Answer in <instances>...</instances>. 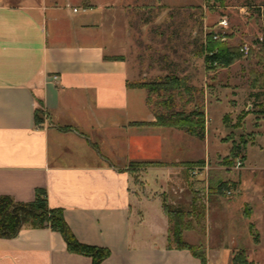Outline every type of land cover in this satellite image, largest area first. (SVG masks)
Instances as JSON below:
<instances>
[{"label": "crops", "instance_id": "1", "mask_svg": "<svg viewBox=\"0 0 264 264\" xmlns=\"http://www.w3.org/2000/svg\"><path fill=\"white\" fill-rule=\"evenodd\" d=\"M134 1L0 0V195L31 202L44 188L80 243L110 250L102 264H202L190 250L168 245L169 217L159 197L142 199L143 212L135 213L125 166L194 160L193 153L176 156L181 145L174 139L196 138L139 125L155 117L146 90L128 86ZM207 99L205 92V106ZM207 135L205 157L214 151ZM178 169L150 168L154 182L146 183L162 187ZM206 254L207 264H230L226 247H207ZM0 264L92 258L70 252L60 232L24 227L0 238Z\"/></svg>", "mask_w": 264, "mask_h": 264}, {"label": "rangeland", "instance_id": "2", "mask_svg": "<svg viewBox=\"0 0 264 264\" xmlns=\"http://www.w3.org/2000/svg\"><path fill=\"white\" fill-rule=\"evenodd\" d=\"M134 2L131 44L125 51L134 81L157 79L177 65V72L207 93V137L210 131L214 148L205 157L206 141L187 143L179 137L174 141L184 154L176 156L193 153L194 160L152 166L128 163L130 192L139 200L135 213L142 214V199L159 197L169 217V246H176L169 230L177 217L171 211H181V241L204 251L206 262L207 247H226L230 264L242 252L253 264H264V0ZM222 19L228 20V27L220 25ZM209 35L212 41L238 49V58L225 65L207 62V57L219 54L216 47L193 54L201 44L208 46ZM244 46L249 50L242 51ZM251 93L259 96L251 98ZM41 113L43 122L47 116ZM234 146L237 157L231 156ZM238 161L242 166L237 167ZM176 165L182 169L166 175V185H147L148 179L154 182L155 175H147L150 168Z\"/></svg>", "mask_w": 264, "mask_h": 264}, {"label": "trees", "instance_id": "3", "mask_svg": "<svg viewBox=\"0 0 264 264\" xmlns=\"http://www.w3.org/2000/svg\"><path fill=\"white\" fill-rule=\"evenodd\" d=\"M211 37L212 35L208 37L210 38L208 46L201 44L199 50L193 52V54L201 55L205 50L216 47L220 51L219 54L207 57V62L216 61L225 65L238 58V49L227 47L223 42L212 41ZM173 46L177 47L176 45ZM162 60L167 62L166 57H162ZM173 66H175L174 70H170L157 79L128 83L131 88L146 90V102L155 117L154 122H142L139 125L174 128L204 141L207 131L205 90L203 87L193 84L188 75L177 72V65ZM261 76L264 78V71ZM258 96L259 93L250 94L251 98ZM238 155L239 153L234 146L231 150V156L237 157ZM140 163L146 166L162 164L155 161ZM171 213L177 217L174 226L169 230L176 240V247L190 250L194 256L201 260L202 264H207L204 251H197L194 246L181 241L182 229L180 226L183 218L180 214L182 212L171 211ZM171 217L172 215H170V222L173 220ZM24 227L50 228L53 231L60 232L69 251L90 256L92 264H102L110 256V250L107 248L82 244L77 240L65 221L63 210L49 206L47 191L44 188L36 189L35 198L31 202H18L10 196L0 195V238H14ZM232 264H253V262L249 261L245 253L242 252L234 256Z\"/></svg>", "mask_w": 264, "mask_h": 264}, {"label": "built area", "instance_id": "4", "mask_svg": "<svg viewBox=\"0 0 264 264\" xmlns=\"http://www.w3.org/2000/svg\"><path fill=\"white\" fill-rule=\"evenodd\" d=\"M220 25L224 28L228 27V20L227 19H222L220 21ZM219 38L218 35H214V39L217 40ZM242 51H248L249 50V47L248 46H244L241 48ZM242 166V162L241 161H238L237 162V167H240Z\"/></svg>", "mask_w": 264, "mask_h": 264}]
</instances>
